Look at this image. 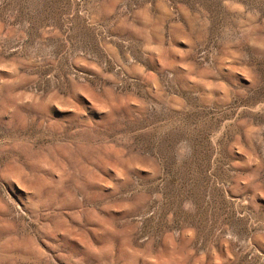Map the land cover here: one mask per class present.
I'll use <instances>...</instances> for the list:
<instances>
[{
  "label": "rangeland",
  "instance_id": "rangeland-1",
  "mask_svg": "<svg viewBox=\"0 0 264 264\" xmlns=\"http://www.w3.org/2000/svg\"><path fill=\"white\" fill-rule=\"evenodd\" d=\"M0 264H264V0H0Z\"/></svg>",
  "mask_w": 264,
  "mask_h": 264
}]
</instances>
